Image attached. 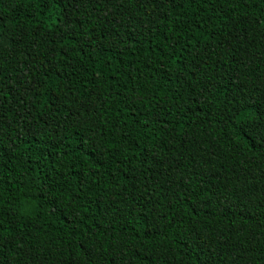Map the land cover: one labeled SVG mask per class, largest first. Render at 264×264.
<instances>
[{
	"label": "trees",
	"instance_id": "obj_1",
	"mask_svg": "<svg viewBox=\"0 0 264 264\" xmlns=\"http://www.w3.org/2000/svg\"><path fill=\"white\" fill-rule=\"evenodd\" d=\"M0 264H264V0H0Z\"/></svg>",
	"mask_w": 264,
	"mask_h": 264
}]
</instances>
